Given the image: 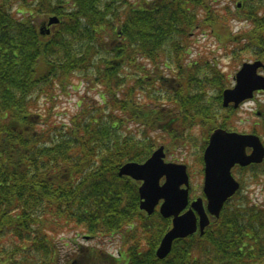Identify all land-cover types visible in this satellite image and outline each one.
Listing matches in <instances>:
<instances>
[{
  "label": "trees",
  "instance_id": "trees-1",
  "mask_svg": "<svg viewBox=\"0 0 264 264\" xmlns=\"http://www.w3.org/2000/svg\"><path fill=\"white\" fill-rule=\"evenodd\" d=\"M226 1L0 0V264H70L63 247L80 253L81 235L120 241L113 264H264V205L238 193L203 234L158 259L170 220L139 210L137 183L118 175L157 139L171 149L195 126L231 128L226 75L209 58H188L199 31L233 57H264V21L255 34L227 26L231 34L224 22L264 18V0ZM51 16L58 23L41 33ZM63 96L76 97V112L59 114ZM103 251L80 256L98 264Z\"/></svg>",
  "mask_w": 264,
  "mask_h": 264
},
{
  "label": "water",
  "instance_id": "water-1",
  "mask_svg": "<svg viewBox=\"0 0 264 264\" xmlns=\"http://www.w3.org/2000/svg\"><path fill=\"white\" fill-rule=\"evenodd\" d=\"M55 18L50 22H56ZM260 62L243 63L236 73L233 89L223 92V105L233 102L236 107L242 100L252 97V92L264 89V77L257 75L256 70ZM251 146L252 153L245 155V148ZM163 148H158L143 164L127 163L120 168L119 174L130 175L134 179L143 180L139 187L140 208L148 213L160 199V213L164 217L172 216V227L165 233L155 254L164 258L171 249L174 239L184 237L196 231L197 217L192 209L184 214L179 213L187 205V175L185 166L163 163ZM264 155V148L257 137L226 133L217 129L210 136L209 145L204 154V186L203 191L207 198V210L218 217L225 201L236 191L238 183L230 175V169L235 163L246 165L250 162H260ZM164 176V183L159 186L160 178ZM184 184L186 188L180 186ZM198 214V226L202 232L208 224L207 214L203 208L202 200L198 198L191 203Z\"/></svg>",
  "mask_w": 264,
  "mask_h": 264
},
{
  "label": "rangeland",
  "instance_id": "rangeland-1",
  "mask_svg": "<svg viewBox=\"0 0 264 264\" xmlns=\"http://www.w3.org/2000/svg\"><path fill=\"white\" fill-rule=\"evenodd\" d=\"M218 1H221V3H223L226 0H218ZM232 10H234V7L232 8ZM232 18L233 16L231 14H228V16L224 18V22L226 24V30L228 31L230 29V22H231L230 19ZM241 21H244L245 25H243V23L236 24V21L231 22L234 31L241 30L240 31L241 33L255 34L257 26H259L261 22L264 21V18L261 17V13H260L258 14L257 19L255 21L248 18L242 19ZM227 26L229 27V29ZM233 30L232 33L234 32ZM205 35L207 36L202 35V33L200 32H197L194 35L192 39L193 43L190 46L191 50H190V54L188 55V58H190L191 60L209 58V61H211L209 62L211 64V67L213 65L214 67L219 69L224 75H226L227 79L229 80V86L234 85V76L236 72L239 70L242 62L253 61L258 59L264 62V57L261 59L258 57L256 58L255 55L249 52H244L240 56L233 57L231 54H229L226 51V49L225 50L223 49L225 44L224 43L221 44V40L217 41L215 37L212 36L209 37L208 33H206ZM257 37L264 38V31L263 34L257 35ZM209 49L212 55L210 54ZM100 91H102V88L99 86L96 87V90H94L90 94V97L94 100H97V93ZM82 92H83V88H80L78 90V94ZM116 93L120 95V90H118ZM72 96L69 97L63 96L61 99H57L56 102V105L58 106L57 110L61 116H63V114L69 115L76 112V107L74 104L76 97H72ZM257 111H264V92H260L256 94L251 101L244 103L236 110L232 119L230 120L232 130H237L238 132H250L251 128L258 123L257 113H256ZM219 114L220 113H218V115ZM224 114L227 113L224 111L223 115ZM258 130L261 131L262 128L259 127ZM205 131L206 130L203 127L195 126L192 130H190L189 142L185 146L180 145L179 147L167 152L165 158L168 161L184 163L187 165L188 174L190 176V186H191L190 194L193 198L202 195L201 192L202 179H203L202 152L205 145L204 142L202 143V138L205 134ZM154 134L159 138L167 140V138L161 135L159 131L154 132ZM157 144L165 145V143H163L160 139H157ZM258 166L260 167L254 168L253 170H251L250 168L245 171L236 170L234 172V177L241 183V189L238 192L237 199L244 198V195H246L248 199L251 200L252 203H255L257 205L259 204L264 205V164ZM255 173H257V175H254ZM82 236L83 235H81L76 241L77 244H82L80 245L82 247L85 246L91 249L92 246H94L95 244H99L100 247L105 250L106 255H109L110 253L117 254L120 250H122L120 249V241L118 242L117 239H114L112 241H108V239H106V241H103L102 244H100V241L98 243L93 240L91 241L84 240ZM55 241L57 245L61 244L60 239L56 236H55ZM73 248H75V245L73 243L70 247H68L67 245L63 247L64 252L66 251L72 253V256L68 253L72 258L71 260L78 258L81 260V264H95V262L97 261L96 257H94V259L93 257L88 259L87 252H84L83 255L79 257L78 253L75 250H73ZM101 261H104L102 262V264H109L105 260H101Z\"/></svg>",
  "mask_w": 264,
  "mask_h": 264
}]
</instances>
